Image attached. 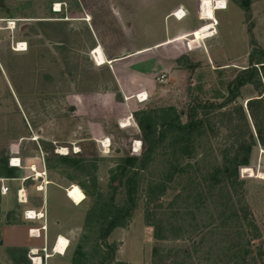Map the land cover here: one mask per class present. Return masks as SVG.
<instances>
[{
    "label": "rangeland",
    "instance_id": "1",
    "mask_svg": "<svg viewBox=\"0 0 264 264\" xmlns=\"http://www.w3.org/2000/svg\"><path fill=\"white\" fill-rule=\"evenodd\" d=\"M128 1L133 15L127 18L120 13L126 0H0V151L6 146L25 165L36 163L38 169L43 168L42 177L52 186L48 192L51 213L62 221L58 228L68 235L66 262L62 260V264H73L78 245L87 235L89 241L84 250L95 252L94 262L91 261L95 264L111 251V246L116 250L109 264H152L154 248L159 244L166 250L188 248L192 253L189 264H201L190 239L174 240L169 231L163 233V239H155L150 223L157 217L168 220L170 216L166 209L153 215L161 203L151 201L147 206L146 189L149 184L163 182L167 190L161 201L166 207L181 190L192 187L188 176L202 177L209 162L222 158L225 146L242 136L250 140V131L255 130L247 102L257 95L252 85L243 86L238 98L223 109L204 115L210 122H217L220 134L196 139L191 159L181 158L179 153H156L148 169L141 173L138 205L126 227H116L104 239L97 229L86 230L87 214L97 203L101 207L110 200L119 206L126 203V174L121 175L120 165L126 155L139 157L145 150L133 116L135 111L145 104L172 105L185 121L190 94L215 103L226 99L228 82L249 65L254 46L248 34L250 21L239 0H226L228 9L216 11L217 34L192 52L187 51L186 40L193 36L184 38L187 57L179 61L181 50H177V57L165 63L169 71L162 72L166 67L158 57L159 51L166 57L167 48H152L128 62H118V68L129 65L137 74L152 77L148 82L154 86L152 95L144 104L131 105L110 78L109 65L98 67L90 61L92 48L100 45L108 57L123 55L165 39L193 19L177 23L172 17L164 18L173 4L184 0ZM249 2L254 39L264 50V0ZM58 3L61 6L56 8ZM211 3L213 0H205L203 17L213 20ZM13 22L14 27L9 29L8 24ZM199 40L197 35L191 44ZM19 41L27 42V50H14ZM162 73L166 78L160 83ZM92 92L104 95L102 103L88 95ZM241 108L246 117L240 113ZM123 118H129L125 121L129 123L127 127L119 124ZM136 140L141 143L138 153L134 152ZM43 142L52 143L55 155L78 153L88 142L95 151L80 162L82 167H72L43 152ZM167 160H175L180 168H185L184 175L175 173L170 178ZM260 174H264V148L253 144L251 163L240 168L239 176L249 190L247 200L264 240V178ZM59 186L77 205L62 197ZM180 201L177 200L178 205ZM194 239L197 243L198 239ZM181 257L179 253L177 258ZM52 260L59 264L57 258Z\"/></svg>",
    "mask_w": 264,
    "mask_h": 264
},
{
    "label": "trees",
    "instance_id": "2",
    "mask_svg": "<svg viewBox=\"0 0 264 264\" xmlns=\"http://www.w3.org/2000/svg\"><path fill=\"white\" fill-rule=\"evenodd\" d=\"M239 2L246 12V19L250 21L248 34L254 45L249 54V65L238 71L228 82V95L222 103L205 101L190 94L185 121L181 120L182 116L172 105L145 104L134 112L145 150L139 157L126 155L120 165L121 175L126 174V203L119 206L110 200L106 207L97 203L87 214L85 228L89 232L97 229L99 236L106 239L116 227H126L138 205V181L141 173L148 169L156 153L162 151L165 156L179 153L181 158L191 159L196 139L220 134L221 128L217 122H210L211 119L204 118V115L216 113L235 101L241 88L249 84L257 92L256 97L247 102L255 130V134L250 131V140L247 141L242 136L225 146L222 158L209 162L202 177L188 176L192 187L181 190L166 207L161 201L166 194V185L161 181L149 184L146 189V204L148 206L151 201H158L161 204L157 205L153 215L166 209V214L170 216L168 220L157 217L155 222L150 223L154 228L155 239H163L162 235L167 231L174 240L190 239L193 253L201 264H264L261 227L247 200L249 190L239 176L240 168L251 163L252 145L258 144L264 148V50L256 45L254 39V21L250 19L249 0ZM185 57L186 54L181 55L179 61ZM240 113L246 117L243 108ZM213 117H217V114ZM41 148L46 154L56 156L57 162L72 167H82L80 162L90 157L91 151H95L91 142L83 145L80 152H70L67 155H55L52 143L43 142ZM167 162L171 167L170 178L175 173L184 175L185 168H180L175 160ZM85 193L88 195L87 191ZM177 200L181 205L177 204ZM14 214L15 212L8 213L9 221ZM88 237L85 236L83 243L78 245L73 264H95L91 262H94L95 252L84 250ZM194 238L198 239L197 243ZM115 250V246H111V251L103 255L97 264L111 263ZM179 253L182 254L181 258H177ZM191 256L188 248L166 250L164 245L159 244L154 248L152 264H189L188 258Z\"/></svg>",
    "mask_w": 264,
    "mask_h": 264
},
{
    "label": "crops",
    "instance_id": "3",
    "mask_svg": "<svg viewBox=\"0 0 264 264\" xmlns=\"http://www.w3.org/2000/svg\"><path fill=\"white\" fill-rule=\"evenodd\" d=\"M224 1L226 0L219 1V3L222 5V8L218 7L216 9H213V5L211 3L216 21V11L228 9L227 4L226 8H224ZM199 4L200 0H184L176 2L170 7L164 17L165 19L172 17L177 23L186 19L189 20V18L193 19V21L187 26L180 27L174 31L173 34L169 36L167 35L165 39L157 41L151 46L137 48L118 56L115 55L108 57L102 50L106 59V62L102 65L97 64L92 58L91 54L89 58L90 61L93 63V65L96 64L98 67L104 66L106 64L109 65L111 68V71H109L110 78L114 79L128 104H144L136 99V94L144 93L148 95V98L152 95L154 86L153 84H148L150 78H152L151 74H137V72L132 70L129 65L118 68V62L121 64H123V62H128L136 56L148 53L152 48L156 50L159 48H167L168 55L163 57L161 55L163 53H160L159 51L158 57L161 59L160 62L164 63L163 66L166 67L162 70V72L169 71V66L165 65V63H169L170 61L172 62L177 57V50H181L180 56L187 53L185 50L186 46L183 44V39L191 36H194L197 39V32L200 31V28L203 29L208 26H213L211 25L210 19H206L199 15ZM178 9H181L186 14L181 20L176 19L173 15V12ZM130 10L131 8H129V1L126 0L125 5L120 10V13L126 14L127 18L128 15L132 17L133 14ZM85 21L87 20L85 19ZM211 37L212 36H205V38L199 40V43H197L195 48H202L207 40H209ZM201 42H203V44ZM195 48H187V51L192 52ZM123 74L126 76L123 77ZM88 95H91L97 101L101 100L102 103L103 98L101 97L104 95H101V93L92 92ZM2 148V151H0V264H55L56 262L54 263L52 260L54 258L58 259L56 261L59 262V264H62V260L63 263L66 262L64 260L66 259L65 257L68 248L65 250V252H59L57 250L56 241L60 236H63L68 240V235L63 232V230L58 228V225L62 221L54 218L51 213L50 193L48 192L52 186H48V184L45 182L46 180L44 181V178L41 174L43 173V168L40 166L38 169L36 163L25 165L23 159L18 156L17 158H20L21 163L20 165H17L15 164L16 161L11 160V158L16 156H13L14 154L10 148L6 146H3ZM5 187H8L7 191L4 190ZM22 187L26 189L28 195L27 203H22L18 199V190ZM59 187L61 189L60 192L62 197L65 196L67 199H70L67 195V190L63 189L61 186ZM63 190H65V192ZM31 193H34L37 196H30ZM30 197L32 199H30ZM37 197L40 198L39 203L37 202ZM33 200L35 203H32ZM70 201L75 204L71 199ZM27 210H33L36 213H40L43 215V218L41 217L35 220L28 219L25 215ZM9 212H15V214L12 216V219L10 218L11 221H9L7 217ZM44 224L47 225V228L46 230H41L40 236L32 235L30 233L29 230L31 227H41ZM36 249L38 250V254L41 256L40 262H32L30 259L32 250L36 251Z\"/></svg>",
    "mask_w": 264,
    "mask_h": 264
},
{
    "label": "built area",
    "instance_id": "4",
    "mask_svg": "<svg viewBox=\"0 0 264 264\" xmlns=\"http://www.w3.org/2000/svg\"><path fill=\"white\" fill-rule=\"evenodd\" d=\"M219 1H221V0H213V7H214V9H216V8L219 7V4H218ZM204 2H205V0H200V4H199V15L201 17H203V12H204V6H205L204 5ZM224 2H225L224 8H226V1H224ZM173 15H174V17L176 19L181 20V19H183L185 17L186 14L181 9H178L175 12H173ZM216 24H217V21H216L215 18L213 20H211V25L215 26ZM8 25H9L8 28L9 29H12L14 27L15 23L14 22L13 23H9ZM214 29L216 31V27H214ZM195 39H196V37L193 36V38H189V40L187 41V44L186 45L188 46L189 49L195 48L196 47V44L199 43V41H197L196 44H191V43H193L191 41H194ZM14 50L15 51H25V50H27V42H25V41H19V42H17ZM94 50L95 49L92 50L91 55H92V58L94 59V61H96L97 59H96V56L94 54ZM165 78H166V74H162L161 78L159 79V82L160 83L161 82H164L165 81ZM136 99L139 102L144 103V102H146L148 100V95L147 94H144V93H138V94H136ZM128 119L129 118H123V119H121L119 121L120 126L121 127H127L129 125V123L128 122H125V121L128 120ZM11 160L12 161H16L15 164H17V165H20V163H21L20 158H17V157H13V158H11ZM4 190L7 191L8 190V187H5ZM18 199L22 203H27L28 202V195H27V192H26V189L25 188L22 187V188H20L18 190ZM25 215H26V217L28 219H31V220H35V219L41 218V217L43 218V215L42 214L36 213L33 210H27L25 212ZM46 228H47V225L44 224L41 227H31L29 231H30V233L32 235L40 236L41 230H46ZM58 240L59 239H57L56 243L58 242ZM54 248H55V246H54ZM44 251H45V248H44ZM30 259L32 260V262H40L41 256L38 254V250L37 249H36V251L32 250V255H31Z\"/></svg>",
    "mask_w": 264,
    "mask_h": 264
},
{
    "label": "bare ground",
    "instance_id": "5",
    "mask_svg": "<svg viewBox=\"0 0 264 264\" xmlns=\"http://www.w3.org/2000/svg\"><path fill=\"white\" fill-rule=\"evenodd\" d=\"M218 4H219V8H222V5L219 2H218ZM59 6H61L60 3L56 4V8H59ZM213 9H214V7H213ZM214 27L215 26H208V27H205L203 29H200V31L197 32V35H198L199 39L201 40L202 38H205V36L208 37V36L215 35L216 31H215ZM94 49H95L94 50V54H95L96 59H97L96 63L99 64V65L104 64L106 62V59H105V56H104V53L102 51L101 46L100 45L96 46ZM107 141H104V142L107 144ZM140 144H141L140 141H136L135 142V144H134V147H135L134 148V152L135 153H138L140 151L139 150ZM260 177L264 178V174H260ZM58 239L59 240L56 243L57 250L59 252H65V250L68 247L69 241L66 238H64L63 236H60Z\"/></svg>",
    "mask_w": 264,
    "mask_h": 264
}]
</instances>
